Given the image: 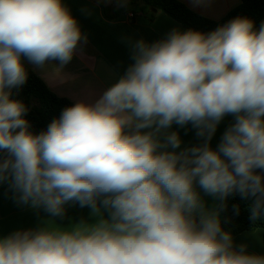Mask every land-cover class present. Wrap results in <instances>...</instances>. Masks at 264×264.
<instances>
[{"label":"clouds","instance_id":"9594fccd","mask_svg":"<svg viewBox=\"0 0 264 264\" xmlns=\"http://www.w3.org/2000/svg\"><path fill=\"white\" fill-rule=\"evenodd\" d=\"M81 40L62 0H0V184L52 216L70 201L109 213L70 230L16 231L0 239V264H264L246 245L234 248L193 187L221 201L252 197L250 219L264 218V23L254 30L237 17L208 34L138 40L134 63L94 103L65 108L33 134L28 107L12 99L28 79L21 57L62 68ZM228 114L235 123L212 150ZM174 122H191L205 143L158 152L180 146L175 132L163 144L156 137Z\"/></svg>","mask_w":264,"mask_h":264},{"label":"crops","instance_id":"0c3cea01","mask_svg":"<svg viewBox=\"0 0 264 264\" xmlns=\"http://www.w3.org/2000/svg\"><path fill=\"white\" fill-rule=\"evenodd\" d=\"M196 14L213 21L222 20L230 11L237 8L240 0H178ZM62 3L77 20L82 33L72 60L62 68L59 61H48L43 67H37L25 57L23 64L46 84L57 97L77 102L94 103L105 90L116 83L130 65L134 63L133 45L143 39L151 44L166 38L167 34L177 29L181 32L189 29L161 11H155L152 19L136 14L129 18V12L118 13L125 6H118L113 0H62ZM127 11V10H126ZM60 68L59 74L56 69ZM13 90V89H12ZM235 123V116L228 114L217 124L216 130L208 141L212 150H218L225 131ZM128 131V130H126ZM152 131L142 129L141 132ZM198 129L189 122L180 126L175 122L167 129L156 134L163 144L165 137L175 132L181 141L178 148H159L157 151L180 153L186 149L201 146L205 137L197 136ZM194 190L198 193L206 211H215L221 222L218 209V197L207 194L194 181ZM63 217L52 216L43 207L34 208L31 204L19 203L16 194L8 183L0 184V239L16 231L59 228L70 230L80 223L94 224L101 217L109 218L107 210L101 208L100 216L94 215L91 208H80L72 202L64 205ZM199 219V213L195 214ZM246 245L249 254L264 256L263 231L244 232L233 238L234 248Z\"/></svg>","mask_w":264,"mask_h":264},{"label":"trees","instance_id":"16d2710c","mask_svg":"<svg viewBox=\"0 0 264 264\" xmlns=\"http://www.w3.org/2000/svg\"><path fill=\"white\" fill-rule=\"evenodd\" d=\"M240 5L230 11L222 20L213 21L200 16L190 10L186 5L178 0H130L126 7L118 11V13L129 12L152 19L155 11H161L180 23L189 30L198 31L203 34H208L218 27L228 23L237 17H245L254 22V30H259V27L264 23V0H240ZM142 2V5H138ZM132 18L131 20H133ZM28 79L26 83L19 89L12 90V99L22 101L29 109L25 119L30 124V131L33 134H39L46 131L48 125L56 119H59L62 111L72 106L73 104L66 99L57 97L52 93L46 84L24 64ZM4 151H0V158L6 157ZM264 175L261 170H256ZM252 197L247 199L242 198L239 193H232L223 201L219 199L218 209L222 215L220 222L221 229L224 232L231 234L232 239L244 232H254L258 229L263 231L264 243V218L253 221L250 219ZM80 208L78 203L70 201ZM196 218V217H195ZM197 223L199 219L196 218Z\"/></svg>","mask_w":264,"mask_h":264},{"label":"rangeland","instance_id":"374dc122","mask_svg":"<svg viewBox=\"0 0 264 264\" xmlns=\"http://www.w3.org/2000/svg\"><path fill=\"white\" fill-rule=\"evenodd\" d=\"M113 1L120 7H123V6H125V8L130 7L128 5L130 0H113ZM138 5H142V2H139ZM130 8H132V7H130Z\"/></svg>","mask_w":264,"mask_h":264},{"label":"built area","instance_id":"2783aa9c","mask_svg":"<svg viewBox=\"0 0 264 264\" xmlns=\"http://www.w3.org/2000/svg\"><path fill=\"white\" fill-rule=\"evenodd\" d=\"M129 18L130 19L134 18V15L133 14H129Z\"/></svg>","mask_w":264,"mask_h":264}]
</instances>
